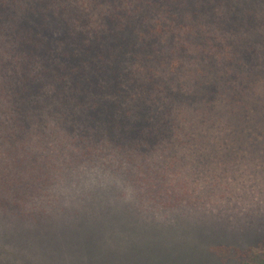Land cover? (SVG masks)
I'll return each instance as SVG.
<instances>
[{
    "label": "trees",
    "instance_id": "trees-1",
    "mask_svg": "<svg viewBox=\"0 0 264 264\" xmlns=\"http://www.w3.org/2000/svg\"><path fill=\"white\" fill-rule=\"evenodd\" d=\"M254 134L264 0H0V155L22 180L72 149L150 197L174 177L185 194L254 162Z\"/></svg>",
    "mask_w": 264,
    "mask_h": 264
},
{
    "label": "rangeland",
    "instance_id": "rangeland-1",
    "mask_svg": "<svg viewBox=\"0 0 264 264\" xmlns=\"http://www.w3.org/2000/svg\"><path fill=\"white\" fill-rule=\"evenodd\" d=\"M252 138L255 161L231 168L228 183L189 179L194 190L173 193L174 177L152 197L72 149L50 152L41 181L22 180L0 155V264H260L264 136Z\"/></svg>",
    "mask_w": 264,
    "mask_h": 264
}]
</instances>
